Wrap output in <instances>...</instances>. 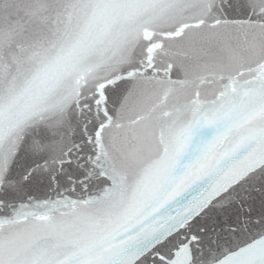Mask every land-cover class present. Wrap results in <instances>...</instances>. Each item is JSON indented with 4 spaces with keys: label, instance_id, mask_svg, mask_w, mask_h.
<instances>
[{
    "label": "snow or ice",
    "instance_id": "1",
    "mask_svg": "<svg viewBox=\"0 0 264 264\" xmlns=\"http://www.w3.org/2000/svg\"><path fill=\"white\" fill-rule=\"evenodd\" d=\"M0 264H264V0H0Z\"/></svg>",
    "mask_w": 264,
    "mask_h": 264
}]
</instances>
